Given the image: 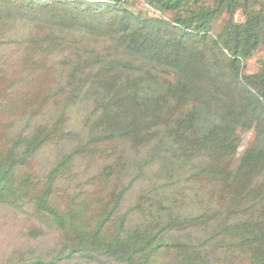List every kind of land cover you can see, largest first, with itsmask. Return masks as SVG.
Wrapping results in <instances>:
<instances>
[{
    "label": "trees",
    "instance_id": "16d2710c",
    "mask_svg": "<svg viewBox=\"0 0 264 264\" xmlns=\"http://www.w3.org/2000/svg\"><path fill=\"white\" fill-rule=\"evenodd\" d=\"M143 3L158 14L142 17L126 9L124 0H0V17L28 29L34 27L39 39L30 44L46 51L60 48L58 42L63 41L57 36L70 31L112 39L120 56L117 64L108 67L133 70L137 77L120 87L112 81L116 75L111 68L101 71L105 94L100 99L104 103L98 124L104 142L134 141L135 148L150 143L153 135L143 132H152L160 125L158 120H151L159 119L162 109L165 115L167 107L185 102L182 98H189L191 105L171 129L172 148L178 134L191 132L200 147L207 149L204 153L230 154L239 144L238 131L252 129L251 146L233 168L204 167L205 180L221 186L219 194L229 206L236 200L233 217L206 232L197 245H191L184 239L177 240V235L184 231L187 239L191 230L205 231L202 226H212V218L210 221L191 213L180 216L174 206L160 202L147 204L156 211L151 220L127 228V215L122 214L111 230L109 222L119 212L124 191L112 195L110 203L102 205L91 218L83 217L88 209L80 203L73 205L70 201L61 207L53 197L54 183L68 170L74 150L37 181L36 191L29 190L30 160L53 141L49 135L52 131L44 132L40 125L34 133L19 134L14 145L0 153V203L14 206L30 197L35 211L46 214L51 226L63 232L64 241L51 253L21 255L3 264H159L161 255L170 251L177 252L178 262L172 264H264V185L240 186L255 173L259 176L264 172V63L250 74L243 73L242 64L264 47V0ZM238 12L242 19L235 21ZM163 14H170V19ZM217 23L219 30L215 29ZM94 59L95 63L92 60L88 64L96 65L98 53ZM80 67L78 63L76 69ZM158 70L166 73L163 83L155 80ZM206 82L212 91L205 100H199ZM224 87H229L228 93L223 92ZM92 93L98 95V91ZM208 104L219 107L214 110L217 117H211ZM144 204L137 201L134 209L144 212ZM212 208L218 209V205Z\"/></svg>",
    "mask_w": 264,
    "mask_h": 264
},
{
    "label": "rangeland",
    "instance_id": "374dc122",
    "mask_svg": "<svg viewBox=\"0 0 264 264\" xmlns=\"http://www.w3.org/2000/svg\"><path fill=\"white\" fill-rule=\"evenodd\" d=\"M124 1L126 9L140 13L142 17L158 14L147 8L143 0ZM204 1L207 4L213 2ZM163 17L168 20L170 14H163ZM241 19V13H236L234 20ZM218 23L216 30L220 28ZM36 38L39 36L34 27L28 29L0 17V153L2 150L7 152L19 134L34 133L37 126H44V132L52 131L49 135L53 141L43 145L27 167L32 179L30 191H36L37 181L74 150L68 170L54 183L55 202L64 208L70 201L73 205L87 206L88 216L83 214V217L91 218L98 214L102 205L110 203L112 195L124 191L119 212L109 222L111 230L116 217L122 214L127 215V228L144 219L151 220L156 211L147 204L159 205L161 202L168 207L174 206L175 211L181 212L176 213L180 216L191 213L203 215L210 221L213 219L212 226H202L205 231L191 230L187 239L184 231L177 235V240L184 239L188 244L197 245L206 232L233 217L236 200L229 206L230 203L219 194L221 186L212 185L208 178L205 180L203 172L205 168L217 166L233 168L251 146L252 129L238 131L239 144L230 154L204 153L207 149L200 147L191 132L177 133L179 138L172 148L169 146L171 129L191 105L189 98H182L185 102H180L177 107H167L165 115H162L165 108L162 109L159 119L151 120L152 123L158 120L160 125L152 132H143L148 133L146 136L153 135L150 143L137 144L138 148H135L134 141L104 142L101 140L102 127L98 124L100 99L105 94L101 71L111 68V73L116 75L112 81L120 87L137 75L133 70H121L116 65L108 67L117 64L120 56L108 36L71 31L60 33L57 38L63 43L58 42L60 48L51 51L30 44L32 40H38ZM95 53L99 54V59L91 66L88 62L94 60L95 63ZM78 63L82 67L76 69ZM263 63L264 47H261L242 63L243 73H255ZM165 74L158 70L154 73L155 80L163 83ZM228 89L224 87L223 92L228 93ZM92 91H98V95ZM210 91L206 82L198 99L205 100ZM218 108L208 104L211 117H217L215 111ZM248 183L254 187L264 185V172L259 176L255 173L240 186L244 189ZM137 201L145 202L144 212L134 209ZM215 203L218 209L213 210ZM63 236V232L51 226L46 214L41 216L35 211L30 197L14 206L0 203V264L21 255L51 253L53 249H59ZM176 253H163L159 264L178 262Z\"/></svg>",
    "mask_w": 264,
    "mask_h": 264
}]
</instances>
